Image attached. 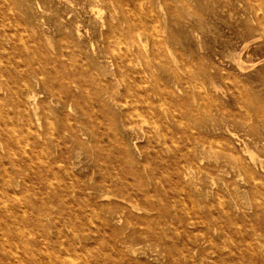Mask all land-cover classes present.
<instances>
[{"label": "rangeland", "instance_id": "1", "mask_svg": "<svg viewBox=\"0 0 264 264\" xmlns=\"http://www.w3.org/2000/svg\"><path fill=\"white\" fill-rule=\"evenodd\" d=\"M0 264H264V0H0Z\"/></svg>", "mask_w": 264, "mask_h": 264}, {"label": "bare ground", "instance_id": "2", "mask_svg": "<svg viewBox=\"0 0 264 264\" xmlns=\"http://www.w3.org/2000/svg\"><path fill=\"white\" fill-rule=\"evenodd\" d=\"M182 31V30H181Z\"/></svg>", "mask_w": 264, "mask_h": 264}]
</instances>
